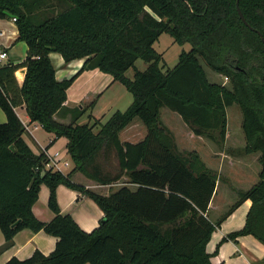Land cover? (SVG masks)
Segmentation results:
<instances>
[{
    "label": "trees",
    "instance_id": "16d2710c",
    "mask_svg": "<svg viewBox=\"0 0 264 264\" xmlns=\"http://www.w3.org/2000/svg\"><path fill=\"white\" fill-rule=\"evenodd\" d=\"M240 9L245 22L239 17ZM0 17L15 18L18 40L27 45L22 62L0 64V230L3 248L22 229L57 238L51 253L39 250L4 264H214L207 243L233 210L249 199L244 226L221 239L253 235L264 244V0H0ZM168 19V21H166ZM172 25V27H171ZM163 33L188 43L172 68L154 43ZM66 63L84 59L71 77L57 79L49 54ZM142 60L140 70L135 62ZM204 65L226 78L211 82ZM25 68L20 85L15 77ZM109 73L132 95V102L101 122L91 115L95 101L64 106L67 90L84 70ZM133 75H127L128 70ZM24 104L30 121L54 138L67 139L73 163L67 172L45 169L48 159L23 139L15 112ZM241 112L245 145L236 153H258V180L215 221L208 205L218 173L195 150H179L160 110L176 112L196 136L220 148L226 138V108ZM87 113V120H78ZM69 115V122L56 119ZM146 129L137 142L121 141L133 120ZM81 173L107 194L73 181ZM49 189L53 217L32 211L40 187ZM59 185L93 200L104 217L90 232L61 213ZM217 245L214 253L217 252ZM222 264V263H219Z\"/></svg>",
    "mask_w": 264,
    "mask_h": 264
},
{
    "label": "crops",
    "instance_id": "0c3cea01",
    "mask_svg": "<svg viewBox=\"0 0 264 264\" xmlns=\"http://www.w3.org/2000/svg\"><path fill=\"white\" fill-rule=\"evenodd\" d=\"M0 50L6 51L8 56L4 63L10 61L17 64L22 62L26 56L27 45L24 41L18 40V28L12 18L0 17ZM49 57L55 69L56 78L59 80L69 78L75 74L84 61V59H76L66 63L61 54L57 52H51ZM24 74L25 68H19L15 72L16 80L20 85L22 84ZM126 92V88L122 84L113 81V77L109 73L102 72L99 69L84 70L68 88L64 106L68 108L75 106L83 107L95 101L90 113L95 119L104 122L112 112L119 110L115 107L121 98H127ZM14 110L25 128L23 139L32 151L38 154L52 142L54 134L45 131L39 123L30 121L24 104L15 107ZM56 119L63 123H68L70 120L69 115L64 118L56 116ZM5 120V114L0 108V122H4ZM86 120L87 113L78 122L84 123ZM164 124L174 133L176 138V133L172 126L168 122ZM142 125L139 120H133L120 132L121 141L137 142L142 140L146 134V129ZM185 126L188 128L186 124ZM226 129V138L222 148L204 137L194 135L189 128L186 130L185 135H187V140L192 146L180 149V145L177 143L179 150L197 151L207 167L218 173L215 191L208 205V216L212 221H215L220 215L212 218L210 217V212L216 211V213H219L228 204H233L237 199V190H245L238 187V185L251 182L248 188L251 187L256 182L260 170L258 166L254 169L248 162L249 156H254L253 163H259L257 159L258 153H229L225 151V147L233 136L229 132L228 127ZM240 136L244 140L243 133ZM207 142L209 144L213 143V145L207 147L206 159L200 151H202L203 146H207ZM198 143L201 144L202 148ZM66 144L67 139L59 137L55 138L48 148L50 152L58 151L60 157H63V160L68 162L62 169L63 173H67L73 166ZM250 169L256 172V178L253 180L250 179ZM72 179L74 182L93 190L108 187L96 184L81 173H74ZM108 192L107 189L106 191L103 190L102 193L107 194ZM48 197L49 189L47 186L42 185L38 199L32 206L34 215L44 222L50 221L53 217V213L47 205ZM56 198L61 213L72 216L77 224L86 232H90L96 228L104 217L102 210L93 200L65 185L57 187ZM251 204L252 202L249 199L243 201L212 233L206 246L207 251L212 254V263L264 264V244L253 235H243L237 237L236 240L221 242L224 236L244 226ZM56 240V237L43 231L34 232L25 228L14 235L10 246L3 248L5 239L0 230V264H4L11 257H17L18 259L28 258L35 250L48 255L53 251ZM217 245H219L218 250L214 253Z\"/></svg>",
    "mask_w": 264,
    "mask_h": 264
},
{
    "label": "rangeland",
    "instance_id": "374dc122",
    "mask_svg": "<svg viewBox=\"0 0 264 264\" xmlns=\"http://www.w3.org/2000/svg\"><path fill=\"white\" fill-rule=\"evenodd\" d=\"M154 48L156 49V51H158L159 53H161L163 55L164 58V65L165 68H172L178 61V55L182 50H189L190 49V45L188 43L184 44V45H179L176 42L173 41L172 37L167 34V33H163L159 36L158 40L154 43ZM135 65L138 69L140 70H144L146 68V63L143 62L142 60H137L135 62ZM206 74H207V78L208 80H210L211 82H224L227 81L225 80V78L221 77L219 74L214 73L210 68H208L207 66L204 65ZM127 75L128 76H132V70H128L127 71ZM126 97L127 98H121L117 104V106L115 108H118L119 110L123 111L125 110L128 105L130 104V102L132 101V95L127 91L126 92ZM86 106V105H85ZM226 114H227V127L229 132L232 133V137L230 138L227 146L225 147V151L226 152H235L238 150H243L244 145H245V140H243L242 136H240L242 134V130H241V112L239 107L236 104H233L229 107L226 108ZM160 118L162 120L163 123L168 122L174 132L176 133V143H178L180 145V149L184 148V147H189L192 146L190 144V142H188L187 140V135H185L186 130H188V128L185 126V123L183 122V120L181 119V117L176 113L173 112L171 110H169L168 108H161L160 110ZM107 120V119H105ZM142 127H144L142 125ZM241 132V134H240ZM46 140V139H45ZM207 146H201V144L198 143L199 146H201V150L200 151L204 158L207 159V147L213 145L209 144V142L206 143ZM254 160V156H249L248 158V162L250 164V166H253L254 169L258 166L260 168V164L259 163H253ZM252 167V168H253ZM249 175H250V179H254L256 178V172L252 169L249 170ZM252 175V176H251ZM257 180H258V175H257ZM256 180V181H257ZM251 181V180H250ZM251 183V182H250ZM250 183H241L238 185V187H241L243 189L246 190V188H248V186H250ZM109 188L108 187H102L100 189H96L95 191L102 193L103 190L106 191ZM230 206V204H228L227 206H225L221 212L216 213V211H212L210 212V217H216L217 215H221L222 213H224L228 207Z\"/></svg>",
    "mask_w": 264,
    "mask_h": 264
},
{
    "label": "built area",
    "instance_id": "2783aa9c",
    "mask_svg": "<svg viewBox=\"0 0 264 264\" xmlns=\"http://www.w3.org/2000/svg\"><path fill=\"white\" fill-rule=\"evenodd\" d=\"M15 21V18H12ZM8 56L6 51L0 50V64L4 63L7 60ZM225 80H227L225 78ZM44 150V149H43ZM44 153L48 159V162L45 164V169H51L53 171H62L68 162L63 160V157H60L58 151L50 152L48 149L44 150Z\"/></svg>",
    "mask_w": 264,
    "mask_h": 264
},
{
    "label": "water",
    "instance_id": "95a60500",
    "mask_svg": "<svg viewBox=\"0 0 264 264\" xmlns=\"http://www.w3.org/2000/svg\"><path fill=\"white\" fill-rule=\"evenodd\" d=\"M237 9H238L239 17L242 19V21H243L244 23H246V22H245V19H244V17H243V15H242V13H241V11H240V9H239V7H238ZM166 21H168V19H166ZM171 27H172V25H171Z\"/></svg>",
    "mask_w": 264,
    "mask_h": 264
}]
</instances>
